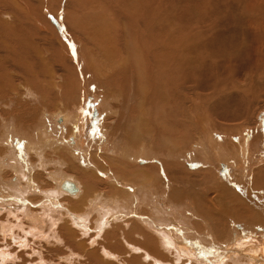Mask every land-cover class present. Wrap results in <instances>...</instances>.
<instances>
[{"label":"bare ground","instance_id":"obj_1","mask_svg":"<svg viewBox=\"0 0 264 264\" xmlns=\"http://www.w3.org/2000/svg\"><path fill=\"white\" fill-rule=\"evenodd\" d=\"M4 1L7 10L0 12L5 15L2 18L0 14V27H3L0 30L11 31L17 24L14 30L19 29L17 34L21 37L26 27L21 29L26 21L20 25L21 29L18 22H12L15 16L12 6H9L12 1ZM19 1L12 2L13 6L17 4L19 7L13 8L16 10L14 13L23 8L22 0ZM62 1L39 0L37 8L33 7L35 11L31 9L32 6L31 10L24 8L27 15L23 16V10L22 15L15 17L29 16L34 27L48 34L56 48L61 53L63 51V55L57 53V57L63 56V60L65 57L69 66L71 63L69 69H74L71 71L79 83L83 79L81 83L84 89H81V93L76 88L79 86L78 80L74 78L73 84L69 71L71 77L68 80H72L69 90L72 86L71 90L75 87L77 93H81L78 104L71 106L72 111L62 103L70 111L63 110L62 106L55 113L45 108L37 113V109L30 110L34 107L32 100L36 96L33 93L41 92L43 83H36L38 86L41 84V88L37 91L33 88L35 92L29 90L32 89L30 83L25 86L28 90H22L18 84L10 86L9 90L0 88V232H7L15 240L16 236L11 230L16 229L19 232L16 240L19 238L21 242L15 247L32 249L33 244L43 240L44 230L48 229L60 244L71 247L69 254L63 255L62 259L73 264L79 260L91 264L89 259H81L82 256L96 257L98 250L92 249L96 252L92 254V250L85 248L89 247L86 244L93 239L91 236L106 237L113 245L116 258L114 261L112 255L113 262L108 260V264H264V233L256 234L258 224L264 227V190L254 193L255 188H250L254 180L255 183L261 182L260 187L264 188V160L259 158L262 161L259 163L252 159L255 146H264L261 136L264 131L262 133L258 127V130L252 128L247 133L243 128L250 123L255 125L258 112L255 108L258 104L254 105L256 96L251 89H258V85L261 83L263 86L264 83L261 81L257 85L256 75L253 78L257 81L252 76L242 78L243 81L238 80L237 76L233 77L239 71L254 73L263 68L264 36L261 39L258 32L264 29V6L257 5L262 0H255L249 5V0H236L239 7L237 3L233 4L234 0H229L232 4L226 0H87L90 8L85 15L81 13L85 9L82 5V10H76L67 0V3L64 2L65 13L62 12L64 17L59 16L73 37L74 46L59 34L58 28L52 25L44 12L43 6L46 5L49 10L59 13V2ZM256 13L258 17L262 15L263 21L256 17ZM30 21L27 24L32 23ZM253 25L261 29H257L259 31L256 33L251 30ZM87 31L90 41L104 40L101 42L103 47L94 49L95 58H86L84 50L78 49L83 45L82 35ZM251 31L255 32L251 34L254 43H249ZM7 34L8 43L18 42L17 38L24 41L20 37L12 39L10 32ZM29 39L26 42L33 45L35 40L33 37ZM111 40H115V43L111 44ZM45 43L51 45L53 51L57 50L52 43ZM118 43L122 45L118 47ZM7 44L3 40L2 45L6 47ZM20 45L13 46L15 51ZM1 48L4 52L11 51L7 47L5 50ZM23 48L21 46V52L17 53L23 52L26 57L29 56L27 52L31 48L28 51ZM37 49L40 50L39 47ZM36 54L39 56L41 51L39 55ZM12 56L14 59L17 55ZM4 57L0 55V63H4L1 60ZM25 58L22 62L15 59L5 70L8 66V70H12L10 67L13 63L21 62L16 64L18 69L22 63L24 66V62L26 65L31 62L25 61ZM78 59L80 62H77ZM64 62L66 64V60L62 61V66ZM79 63L80 69L77 68ZM130 64H135V69L137 66L144 67V73H134L132 78V73H126V70L130 71ZM40 66L33 65L29 69L31 71ZM25 70L27 73L28 69L25 68L23 72ZM118 81L115 89L113 82ZM63 84L61 88L65 86ZM104 85L105 90L102 89ZM191 89L200 96L199 106L206 109L221 107L223 114L220 119L223 121L234 120L233 117L237 119L236 116H241L243 110L239 126L231 127L224 123L205 125L200 113L203 120H193L199 106L198 102L193 105L192 102L189 105L185 102V93H190ZM199 90H206L207 93ZM120 95H123L126 103L123 101L122 106L118 103ZM93 106L101 111L99 115L97 112L96 115L91 114ZM248 106L254 108L248 111ZM109 107L116 110L111 114V120L109 116L102 117ZM107 120L109 124L113 122L111 130L106 125ZM164 120L168 126L172 122L174 125L167 127ZM156 124L161 128L160 131L157 127L161 133L157 132L161 136L164 134L163 138L157 139L160 134H153L157 130L154 127ZM163 125H166L165 130ZM232 135L239 136L238 142L231 140ZM70 138L73 144L69 143ZM128 147L133 149L129 150ZM149 156L159 157L162 164H138L141 158L146 160ZM249 158L256 169L252 177L251 172L248 174L246 171L248 168L252 171ZM53 159L55 166L47 172L43 170L46 174L43 178L38 170L51 165ZM62 166L74 171V174L65 172ZM191 169H194L193 172ZM238 169H242L239 173L242 177L239 175L240 178H235V175L238 177ZM241 182H245V185L242 186ZM157 189L159 192H156ZM229 220L240 225L233 222L230 226ZM122 245L139 251L141 257H128L125 249L124 252L120 251L124 248ZM13 253L1 251L0 264H10L11 261H8ZM30 253L29 250L26 252L28 256ZM39 262L45 263L42 259ZM107 262L100 260L99 264Z\"/></svg>","mask_w":264,"mask_h":264},{"label":"rangeland","instance_id":"obj_2","mask_svg":"<svg viewBox=\"0 0 264 264\" xmlns=\"http://www.w3.org/2000/svg\"><path fill=\"white\" fill-rule=\"evenodd\" d=\"M0 1H2V3L4 4V5H2V4H0V12H6L5 10H7V8H5L6 7V3H5V1L4 0H0ZM13 3H14V0H11ZM16 1H18V3H20V1L19 0H16ZM27 1V0H26ZM25 0L23 1H21V2H23V3H21L22 5H23V8L21 7L20 9H19V12H17V13H19V15H17V13L15 12L14 13V11H16L15 9L18 7L17 6V4H15V6H13L14 4H12V2H10L9 3V6H12V13L15 15V16H20V15H22L23 13H22V11L24 10V14H23V16H26L27 14L25 13V9L26 8H28V9H30L31 8V6H32V8L31 9H33V7H35L36 6V8H37V4H38V1L39 0H30V1H28V2H26ZM67 0H63L62 2H59V5H60V10H59V13H56L55 11H52V10H49L48 8H46V5H44L43 6V8H44V12L46 13V15L48 16V18H49V20H50V22L52 23V25L55 27V28H58L57 30H58V32H59V34L60 35H63L62 37L63 38H66V41H68V43L70 42V45H72V46H74V44H75V41H73L72 39H73V37L71 36V34H70V32H68V28H67V26L65 25V23L64 22H61L62 21V15H63V17H64V14L62 13V12H64V9H65V3L64 2H66ZM83 1V2H82ZM225 1V0H224ZM226 1H228L229 2V0H226ZM231 1H233V0H231ZM229 2V4L231 3H233V4H238V7H239V3L236 1V0H234L233 2ZM236 1V2H235ZM242 1H245V0H242ZM248 0H246V2H247ZM253 1H255V0H249L247 3H248V5L249 4H252V3H254ZM260 2H261V0H259ZM259 1H256V2H259ZM259 2V3H260ZM1 3V2H0ZM31 3V5H29ZM49 4H51V2H48ZM48 3H47V5H48ZM67 3V2H66ZM76 3V4H75ZM227 3V2H226ZM12 4V5H11ZM25 4H26V6H25ZM45 4H46V2H45ZM69 5H71L72 7H74V9L76 8V10L77 9H79V10H82V6L86 9H83V11H81V13L83 14V12H84V15H85V13L87 14L88 12H89V8H90V5H88V4H90L89 3V1H87V0H69V3H68ZM80 4V5H79ZM263 4V5H262ZM28 5V6H27ZM52 6L54 5V4H51ZM82 5V6H81ZM200 5V4H199ZM227 5V4H226ZM257 5H260V6H264V2H263V0H262V2L260 3V4H257ZM5 6V7H4ZM55 6V5H54ZM86 6V7H85ZM237 6V5H236ZM13 8H15V9H13ZM19 8V7H18ZM25 8V9H24ZM36 8H34L35 10H36ZM59 8V7H58ZM5 9V10H4ZM22 9V10H21ZM30 9V10H31ZM33 9V10H34ZM237 9V8H236ZM29 10V11H30ZM34 10V11H35ZM72 10V9H71ZM18 11V10H17ZM46 11H48V12H46ZM52 11V12H51ZM60 13H62V14H60ZM65 13V12H64ZM0 14H2V13H0ZM28 14H29V12H28ZM56 16H55V15ZM259 14V13H258ZM59 15H61V16H59ZM261 15V14H260ZM259 15V16H260ZM3 16H5L4 14H2V18H4ZM14 16V19H16V20H12V22H18V26L20 27V25L22 24L23 25V23H24V25H23V27H22V29H21V27H20V29L21 30H23V28H24V26L26 27V28H24V30L22 31V36L20 37V35L18 36V32H19V27H17L16 29H18V31H16V30H14L15 29V27L17 26V24L15 25V27H13L14 25V23H12L11 25H13V26H11V27H13V28H11V31H4L3 30V32H2V30H0V32H2V33H9L10 32V34H12L14 31H16V33L14 32L13 34H12V39L14 38V37H20V39L21 40H24V41H20V40H18V38H17V41L18 42H13V41H11V42H7V41H9L7 38L8 37H6L5 35V33L4 34H1L0 33V38L2 37L3 39H0V45L2 46V47H5V46H3L2 45V43H3V40H6V44L8 43L9 45L13 42V46L14 45H20L21 43H23V44H21L20 46H19V49L17 50L16 49V51H15V48H13V46H12V44L9 46L8 44L6 45V47H7V49L8 50H10L11 49V51H13L12 53L14 54H12V53H10L9 51H7V52H9L10 54H12L11 56L12 57H14L15 56V54L17 55V56H15L14 57V59L13 58H11V56H9L10 54L8 53V54H6L7 52H4L3 50H0V53L2 52L3 53V55H2V53L0 54L1 55V57L3 56H5L4 57V59L3 58H1V60L4 62V63H0V65L1 64H5L4 66H2L4 69L2 70V67L0 66V68H1V70H0V88H3V89H6V90H9L10 89V86H12V85H14V84H18L20 87H22L21 89L22 90H25V88H26V90H28L29 88L28 87H25L26 85H27V83H30V85H31V87L30 88H32V89H29L30 91L32 90L33 91V88H34V90L35 91H37V90H40L39 88H41V84H40V86H38V84L39 83H43L42 84V86H43V88H42V90H40L41 92H39V91H37V93L35 92V91H33V92H35V94L33 93V96L34 95H36V96H34V98H33V104H34V107H32V109H30V110H33V108L34 109H37L36 111H37V113H38V110L39 109H43V108H45L48 112H54L55 113V111L56 110H58V109H62V106H63V110H67V111H72L73 110V108L71 107V106H73L74 107V104L75 105H77L78 103L77 102H79L80 101V95H81V93H82V91H81V89L83 90L84 89V85L82 86V84L83 83H81V82H83V79H81V85H80V83H79V80L77 79V77L76 76H74L75 75V73H74V75H73V73H72V67H71V70L69 69V67L70 66H72L71 65V63H70V66H69V62H68V60L64 57V60H66V64H65V62H64V66H62V61H64L63 60V56H60V57H57V53L59 54V53H61L57 48H56V45H54L53 43H52V41H51V39L49 38V36H48V34H46L43 30H40L37 26H35L36 27V30H35V27L32 25L33 24V22H32V20L30 19V17L29 16H27V17H24L25 19L27 18V20H25L23 17H21V18H17V17H15ZM59 16V17H58ZM0 17H1V15H0ZM256 17L257 18H259L260 19V21H263L262 19H261V17H262V15H261V17H258L257 16V13H256ZM23 18V20L21 21L20 19H22ZM20 20L21 22H19L18 20ZM28 19H30L29 21L30 22H32V23H28L27 24V22H29L28 21ZM61 19V20H60ZM24 21V22H23ZM259 21V20H258ZM260 21H259V23H260ZM1 22V21H0ZM2 23V22H1ZM0 23V24H1ZM20 23V24H19ZM2 25V24H1ZM21 25V26H22ZM28 25V26H27ZM55 25H57V26H55ZM34 28H33V27ZM254 26V28H251V30L253 31H255L256 33L261 29V28H257L258 26L257 25H253ZM3 27L1 26L0 27V29H2ZM33 28V30H31ZM64 28V29H63ZM256 28V29H255ZM26 29V30H25ZM257 29H259V30H257ZM31 30V31H30ZM263 30V31H262ZM24 31H26V32H24ZM33 31H37L36 33L37 34H35V32H33ZM39 31H41L40 33L41 34H39ZM251 31V32H252ZM21 32V31H20ZM23 32L25 33V34H23ZM30 32H31V34L33 35V34H35V35H31L30 34ZM33 32V33H32ZM255 32H252V33H250V38H251V41L249 42V43H254L253 41H252V36H251V34H254ZM262 32V33H261ZM44 33V34H43ZM89 33V31H87L86 32V34L84 33L83 35H82V37H84V38H82L81 39V41H82V44L83 45H80L79 46V48L78 49H81V50H84V53H85V55H86V58H91V57H93V58H95V54H94V49H96V48H100V47H103V44L101 43V42H103L104 40H100V39H94L93 40V38H92V40L94 41V42H92V41H90L91 39L90 38H88V34ZM260 35H261V39H263V33H264V29H261V31L260 32H258ZM27 34H29V35H31L32 37H33V39L35 40V41H37L38 43H35V41H34V44L32 45V42H31V44L30 43H27L26 41H28V39L29 38H32V37H30V36H28ZM2 35V36H1ZM17 35V36H16ZM37 35H40V36H43V35H47V36H43L44 37V39H43V37H40V36H37ZM70 35V36H69ZM85 35H86V37H85ZM7 36H11V35H8L7 34ZM27 36H28V38H27ZM34 36H36V37H34ZM68 36V37H67ZM38 37V38H37ZM46 37H48V38H46ZM69 37H71V38H69ZM90 37V36H89ZM25 38V39H24ZM40 38H41V40H40ZM33 39H31L32 41H33ZM39 39V40H38ZM45 39H47V40H45ZM1 40H2V43H1ZM30 40V39H29ZM42 40H44V41H42ZM264 40V39H263ZM262 40V41H263ZM45 41H47V43H52V46L54 45V47H55V49H57L56 51H53L54 49H52V47H51V45H48L47 46V44L45 43ZM101 44H99L98 42ZM20 42V43H19ZM29 42V41H28ZM39 42H40V44H39ZM91 42V43H90ZM261 42V41H260ZM264 42V41H263ZM262 42V43H263ZM18 43V44H17ZM42 43L44 44V45H42ZM115 43V40H111V44H114ZM25 44V46H24V48H23V45ZM26 44H29V46L28 45H26ZM36 45H39L38 47H39V49H40V46L42 45L43 47H41V49L39 50V51H37L38 49V47H36ZM120 45H122L121 43H118L117 44V46L119 47ZM21 46H22V48L24 49V51H28L30 48H31V50L30 51H28L27 52V54H29V56L27 55V57H26V55L24 54L23 56H25L24 58H25V61L27 60L28 62H30L29 60H31V62L30 63H28L27 65H26V62H24L25 63V65L28 67H25V65L23 66V63H22V66L21 65H19V67H18V69L16 68L18 65H16V64H21V62H22V59H24L23 58V56H22V59H20L21 58V54L22 53H19V52H21ZM27 46H28V49H27ZM31 46H33V47H31ZM6 47L5 48H1V49H6ZM9 47V48H8ZM18 47V46H17ZM16 47V48H17ZM53 47V48H54ZM84 47H87L86 49H84ZM14 50H13V49ZM27 50H26V49ZM37 49V50H36ZM42 49H44V51L42 52ZM143 48H141V50H142ZM69 50V49H68ZM14 51H15V53H14ZM17 51H19L18 53H19V57H18V53H17ZM23 51V50H22ZM35 51V52H34ZM40 51H41V54L39 55V53H40ZM137 52H139V53H141L140 51H139V49H137L136 50ZM54 52V53H53ZM6 55H5V54ZM26 53V52H25ZM36 53H38V55L39 56H37V54ZM56 53V54H55ZM62 53H63V51H62ZM61 53V55H63ZM36 54V55H35ZM142 54V53H141ZM144 54H145V52H144ZM42 55V56H41ZM60 55V54H59ZM89 56V57H88ZM143 55H141V57H142ZM244 55H242L241 57H243ZM7 57H8V60H7ZM60 58V60H61V62L60 61H58V59ZM55 58H56V60H55ZM6 59V60H5ZM15 59H17L16 61H21L20 63H13V64H15V65H13L12 64V66L10 67V68H12V70L10 69V70H8V67L10 66V64L12 63V62H15L14 60ZM39 60H42V61H40L39 62ZM80 59H78V61L77 62H80L79 61ZM45 61V63L47 62V63H49V64H47V68H46V64H44V63H42V62H44ZM57 61V62H56ZM263 61V60H262ZM261 61V62H262ZM68 62V63H67ZM76 62V63H77ZM38 63H42V64H40V65H37ZM75 63V62H74ZM9 64V66L7 67V70H5L6 69V66ZM264 64V62L262 63V65ZM33 65L34 66H40V68H38L39 69V71H38V69H36L35 67H34V72H33V70H31L30 71V67L32 66L33 67ZM65 65L67 66V68H68V70H67V68H65ZM14 66H15V68H14ZM50 66V67H49ZM135 64H130V67L128 68L130 71H128V70H126V73L128 72V73H132V74H130L131 76H132V78H134V73H144L142 70V68H144V67H139V66H137V68L135 69ZM22 67H23V70H22ZM26 69H28L27 71V73H26V70H25V72H23L24 71V69L25 68ZM63 67V68H62ZM30 68V69H29ZM77 68H81L80 67V63L77 65ZM14 69H15V72H14ZM5 70V71H4ZM41 70V71H40ZM42 70H44V71H42ZM46 70V71H45ZM74 70V69H73ZM141 70V71H140ZM38 71V72H37ZM50 71H52V73H50ZM67 71V72H66ZM69 71L72 73V77H71V74H69ZM10 72V73H9ZM14 72V73H13ZM22 72V73H21ZM42 72V73H41ZM74 72V71H73ZM255 72H257V74L255 73ZM262 72L264 73V65H263V68H261V70H255L254 71V73H242V71H239V73H234L235 75H233V77L235 78V76H237V79L238 80H241V81H243L242 80V78L244 79V78H247V77H250V76H252V78L254 77V75H256L255 77L258 79V81L256 80V78H253L254 80H256L257 81V85H258V83H260L261 81H262V83H264V74H262ZM220 74H225L226 75V73H220ZM9 75V76H8ZM129 75V76H130ZM228 75V74H227ZM257 75H259V76H257ZM80 76V75H79ZM240 76V77H239ZM68 77V78H67ZM70 77L71 78H73V80H74V78H75V80L77 79L78 81H77V83L79 84V86L81 87H76L78 90L80 89V92L79 93H77L78 92V90H76V88L74 87V85H73V87L75 88H73L72 90H71V88H72V86H71V88H70V90H69V86L71 85V84H69V83H72V80H68V79H70ZM259 77V78H258ZM13 78V79H12ZM15 78V79H14ZM234 78H232L231 80H233ZM12 80V81H11ZM66 80H68V81H66ZM75 80H74V83L73 84H75ZM12 82H13V84H12ZM38 82V84H36ZM49 82V83H48ZM51 83V84H50ZM64 83V84H63ZM66 83V84H65ZM113 83H115L114 84V86H115V89H116V85H118L119 84V81H118V83H116V82H113ZM121 83V82H120ZM32 84H33V86H32ZM50 84V85H49ZM63 84V86L64 87H66V89L63 87V88H61L62 85ZM78 84H76V85H78ZM110 84V83H109ZM108 84V85H109ZM45 85V86H44ZM50 87H49V86ZM23 86H24V88H23ZM28 86V85H27ZM114 86H108V87H114ZM260 88H258L257 89V87L255 88V90H252L251 89V91H254V94H255V96H256V98L254 99V101H255V106L258 104V106H256V110L258 111V112H256V118H255V125L254 126H252V124L250 123V124H247L248 125V127L247 126H244L243 128L245 129V132H251L252 131V128L254 129V128H257V130L260 128V130L262 131V133H263V131H264V84H263V86L261 85V83L258 85ZM45 87V88H44ZM94 86H92V88H93ZM263 87V88H262ZM44 89H46V90H44ZM60 89H64V90H62V92L60 91L59 92V90ZM102 89L103 90H105L106 89V85H104L103 87H102ZM101 89V90H102ZM123 89V88H122ZM53 90H55V93H54V91ZM57 90H58V92H57ZM67 90H69L70 92H68L67 93ZM74 90H76V91H74ZM102 90V91H103ZM194 92V90L193 89H191L190 90V93H185L186 94V100H185V102H186V104L188 103V105L189 104H191V102H192V105H193V103H196L197 104V102H198V106L200 105V103H201V99H198V98H200V96H198L197 95V93H193ZM57 92V93H56ZM72 92H74V94L77 96L75 99H74V94L72 93ZM199 92H203V93H207V91L206 90H204V91H201V90H199ZM257 92V93H256ZM67 95V94H73L72 96L69 94V95H67L66 97H65V94ZM193 93V94H192ZM55 94V95H54ZM191 95H193V97L191 96ZM258 95V96H257ZM42 96H46V101L42 98ZM121 97H120V99H119V101H118V103L120 104L119 106H122V103H123V99L122 98H124L123 97V95H120ZM188 96V97H187ZM190 96V97H189ZM38 98V99H35V98ZM98 97H100V96H98ZM34 99H35V101H34ZM91 99V98H90ZM132 99V98H131ZM187 99H189V100H187ZM193 99V100H192ZM68 100V101H67ZM79 100V101H78ZM75 101V102H74ZM256 101H257V103H256ZM35 102V103H34ZM38 104H37V103ZM43 102V103H42ZM90 102V101H89ZM46 103V104H45ZM66 104L67 106H69V107H67L66 105L64 106L63 104ZM100 102H98V104H99ZM124 103H125V101H124ZM37 104V105H36ZM40 104V105H39ZM126 104V103H125ZM253 104H252V106H253ZM97 105V102L95 103V106ZM130 105H131V103H130ZM59 106H61V108L59 107ZM95 106H93L92 107V112H91V114L92 115H96V113L95 112H97V114L99 115L100 113H101V111L100 110H97V107H95ZM252 106H248V107H246L247 108V110L248 111H250V110H252L254 107H252ZM65 107H67V108H71L70 110L69 109H67V108H65ZM94 107H95V109H94ZM201 106H199V108H200ZM252 107V109H250ZM259 107V108H258ZM131 108V107H130ZM198 107H197V109H196V111L194 112L195 113V115H193V120H196L197 118H198V120L199 121H202L203 119H204V121L202 122L203 124H205V125H209V124H218L219 125V123H224L225 125L226 124H228L229 126H235V127H237V125L239 126V123H241V121H242V114H243V110H242V112H241V116H236L237 117V119H235V117H233L234 118V120L232 119H228V120H222V118L220 119V116H222V112H223V109L221 108V110H219L220 108L219 107H215V106H213V107H211V108H205V106H202L200 109H199ZM219 110H217V109ZM44 109V110H45ZM115 109V108H114ZM113 109V107H109V109L107 110V112L105 111V109H104V111H105V113L103 112L102 113V117L104 118V117H106V118H108V116H109V118L111 117V114L112 113H114L116 110H114ZM132 109H137V108H135V107H132ZM206 111V113L204 112V110ZM214 109V110H213ZM113 110V111H112ZM118 110L120 111V107L118 108ZM151 110V112L152 113H154V110H152V109H150ZM203 112H202V111ZM40 111V110H39ZM98 111H99V113H98ZM209 111V112H208ZM216 111V112H215ZM133 112H136V111H133ZM133 112H131V113H133ZM197 112V113H196ZM210 112H212V113H210ZM215 112V113H214ZM220 114L219 116H218V113ZM253 112V111H252ZM37 113L35 114V116L37 115ZM201 114V116L203 117V119H202V117H200V114ZM203 113V114H202ZM212 114V115H211ZM217 114V115H216ZM210 116V117H207V116ZM197 116V117H196ZM213 116V117H212ZM205 117V118H204ZM217 119H216V118ZM210 118V119H209ZM213 118V119H212ZM251 118H252V114H251ZM250 118V119H251ZM112 118H110L109 120H111ZM212 119V120H211ZM215 119V120H214ZM220 119V120H219ZM219 120V121H218ZM113 121V120H112ZM197 121V120H196ZM211 122V123H209V122ZM234 121V122H233ZM153 122V121H152ZM160 122V121H159ZM164 122H166V125H167V127H169V126H173L174 125V122H172V123H169V126H168V122L167 121H165L164 120ZM195 122V121H194ZM207 122V123H206ZM102 123H103V121H102ZM113 123V122H112ZM112 123H110L109 124V121L107 120V123H106V125L108 126V128L111 130L112 129V127H113V124ZM232 123H234V124H232ZM236 124V125H235ZM166 125H163L162 127L164 128V130H165V126ZM154 127L157 129V124H156V126L154 125ZM259 127V128H258ZM158 128H160V127H158ZM162 128V129H163ZM242 128V129H243ZM109 130V131H110ZM163 130V131H164ZM71 131V130H70ZM158 131V129L155 131L154 130V132H153V134H156V135H159L161 132V128H160V131H158V132H160V133H158L157 132ZM162 131V132H163ZM261 133V134H262ZM164 134H162V136H163ZM161 134L157 137V139H160L161 137ZM262 136V139L264 140V134L263 135H261ZM153 137L155 138L156 136L155 135H153ZM164 137V136H163ZM162 137V138H163ZM239 136L238 135H232V138H231V140H233L234 142H238V138ZM71 139L72 138H70V140H69V143L70 144H73V142H71ZM156 139V138H155ZM131 145H133V142H132V144ZM136 146V145H135ZM130 147V146H129ZM129 147H128V149H129ZM212 147V146H211ZM259 147H261V148H259ZM148 148V147H147ZM212 148H214V146L212 147ZM211 148V149H212ZM216 148V147H215ZM214 148V149H215ZM264 146H255V148H254V150H253V152H252V155L254 154V155H256V159H254L255 158V156L253 155L252 156V159H253V161L254 160H256L255 162H258V161H260L259 163H261L263 160H264V152L262 153V151H264ZM131 149H133V147L132 148H130L129 150H131ZM214 149H212V150H214ZM261 149H263V150H261ZM257 151V152H256ZM261 152V153H259V152ZM255 152V153H254ZM212 153H213V151H212ZM212 155H214V154H212ZM151 156H149L148 158H146V160L145 159H143V158H141L142 160H140V161H138V164H156V165H160V164H162V162H161V160H160V158L159 157H156V156H152L151 158H150ZM153 157H154V159H153ZM50 158V157H49ZM157 158V159H156ZM159 158V159H158ZM258 158V159H257ZM262 160V158H263V160L261 161L260 159ZM50 159H52V158H50ZM150 159V160H149ZM252 159L251 158H249V160L252 162V164L250 165L251 167H252V171H250L251 170V168L249 169L248 168V170H246V171H248V174L251 172V177H252V172L254 171V170H256V169H254L253 168V166H255L254 165V162L252 161ZM145 160V161H144ZM155 160V161H154ZM159 160V161H158ZM49 161H51V160H49ZM149 161H151V162H149ZM146 162V163H145ZM51 163V165L49 164L46 168H44V169H42V170H38L39 171V173L42 175V177L43 178H45V176H43V175H46L45 174V172L44 171H49L50 169H52L55 165H54V163H55V161H54V159L52 160V162H50ZM263 163H264V161H263ZM66 166V165H65ZM65 166H62V168H63V170L65 171V172H67V173H70V174H74V171H72V170H69L68 171V168L67 167H65ZM65 167V168H64ZM258 167V166H257ZM256 167V168H257ZM260 167V166H259ZM61 168V169H62ZM36 170V171H37ZM44 170V171H43ZM67 170V171H66ZM194 170V169H193ZM193 170L191 169V171L193 172ZM240 170H242V169H238V177H237V175H235L236 177L235 178H240L239 177V175L241 174V171ZM42 172H44L43 174H42ZM240 173V174H239ZM200 176H201V174H200ZM199 176V177H200ZM241 177H242V175H240ZM248 176V175H247ZM76 177H78V175H76ZM163 179V178H162ZM205 179V178H204ZM206 180V179H205ZM160 181H162V180H160ZM241 181H244L242 178H241ZM242 183V182H241ZM250 183V182H249ZM43 184V183H42ZM254 184V185H253ZM255 184L256 185H258V186H255ZM243 185H245V182L244 183H242V186ZM250 185V184H249ZM253 185V186H252ZM252 185L250 186V188L251 187H254L255 188V190L253 189V188H251L252 190H254V193L255 192H257V193H259V191H261V190H264V188L263 187H260V186H262V184H261V182H257V183H255V180L253 181V183H252ZM163 187V186H162ZM260 187V188H259ZM159 189V188H158ZM158 189L156 190V192L158 191ZM161 190V189H160ZM159 192V191H158ZM251 192V191H250ZM249 192V193H250ZM249 195V194H248ZM253 197V196H252ZM244 199V198H243ZM245 200V199H244ZM248 201H249V198L247 199ZM246 201V200H245ZM1 219V218H0ZM3 220V219H2ZM234 222V224H236V225H240L239 223H237V222H235V221H233ZM232 221H230L229 220V225L231 226V223H233ZM258 226H259V228L257 227L256 228V234H257V232L258 233H264V227L262 226V224H258ZM11 229V228H10ZM10 229H9V231H10ZM254 230H255V227H254ZM11 231H13L12 233L14 234V236H16V237H14V238H16L17 239V237L19 236L18 234H19V232H17L16 231V229H12ZM45 231H47V232H45ZM0 234H2L1 232H0ZM3 234L5 235V236H3ZM3 234L0 236V238H1V240H0V252L1 251H3V252H5V251H9V252H15V253H13L14 254V256H13V254H12V256L10 255V257H11V259L8 261V262H10L11 261V263L10 264H25L26 262H29L30 264H31V262L34 264V262H38V263H36V264H41L39 261H40V259H42L43 261H45V263L44 264H46V262L48 261V263L47 264H73L72 262H68L67 260H65V259H62V256L63 255H65V254H69V251L71 250V247L69 248V247H65V246H63L62 244H60L59 243V241H58V239L56 238V240H55V238H54V236L51 234V232L50 231H48V229H46V230H44V233H43V236H44V234H45V237L43 238V240H37L36 238H34L33 236H30V238L31 239H33L34 241H38L39 243H36V244H33V247H32V249H29V248H22V249H20V248H16L15 246L16 245H18L19 243L18 242H21V241H19V238H18V240H12V236L11 237H9L8 236V233L7 232H5L4 233V231H3ZM12 234V235H13ZM50 235V236H49ZM28 236H29V234H28ZM91 238H93L92 240H90L89 241V243H87L86 245H88L89 247H87V246H85V248H86V250L87 251H90V250H95L96 252H97V250H98V252L100 253V260H102V263H106L108 260V262H113V260H114V258H116V251H114V250H112L114 247H112L110 244H109V241L106 239V237H104L103 238V236H100V237H92L91 236ZM263 238H264V236H263ZM4 240V241H3ZM107 240V241H106ZM6 241V242H5ZM96 241H97V243H96ZM99 241H100V243H99ZM101 241H103V242H101ZM15 242V243H14ZM2 243V244H1ZM44 246V248L42 249L41 248V244ZM98 243H99V245L100 246H98ZM104 243V244H103ZM108 243V244H107ZM97 244V245H96ZM96 245V246H95ZM102 245V246H101ZM105 245H109L108 247L111 249H109L107 246V248L108 249H106V247H105ZM32 246V245H31ZM93 246V247H92ZM124 248L123 249H120V251L122 250V252H124V249H125V251H126V253L128 254V257H132V256H135V258H140L141 257V254L139 253V251H135V250H133V249H131L128 245H122ZM4 247V248H3ZM14 247L16 248L15 250H14ZM38 247L40 248V249H38ZM99 247V248H98ZM105 247V248H104ZM112 247V248H111ZM63 248V249H62ZM87 248H89V249H87ZM104 248V249H103ZM58 249V250H57ZM5 250V251H4ZM30 251L31 253H32V255H31V253L29 254V256L26 254V252L27 251ZM41 250V251H40ZM92 250V251H93ZM106 250L107 251H109V252H107L106 253ZM19 251H21V252H24V253H19ZM43 251V252H42ZM95 251H93L92 252V254H96V252ZM112 251V252H111ZM135 251V252H134ZM40 252V253H39ZM73 252H75V253H77L78 254V252H76V251H73ZM97 252V255H96V257H91V255H89V257H91V258H88V257H84V256H82V258L81 259H89L88 261H90V263L91 264H96V262L97 261H99L100 262V260H98V258L97 257H99L98 255H99V253ZM129 252V253H128ZM113 253V254H112ZM105 254V255H104ZM108 254V255H107ZM139 254V255H138ZM16 255V256H15ZM112 255H113V260H112ZM115 256V257H114ZM19 257V258H18ZM105 257V258H104ZM106 257H107V259H106ZM110 257V258H109ZM118 257H119V255H118ZM91 259V260H90ZM26 260V261H25ZM96 260V261H95ZM118 260V262H119V258L117 259ZM93 261V262H92ZM94 261H95V263H94ZM115 261V260H114ZM99 262H97V264H99ZM108 262H107V264H108ZM85 264V263H83V261H81V260H79L78 262H75L74 261V264ZM43 264V263H42ZM112 264H115V263H112Z\"/></svg>","mask_w":264,"mask_h":264},{"label":"water","instance_id":"obj_3","mask_svg":"<svg viewBox=\"0 0 264 264\" xmlns=\"http://www.w3.org/2000/svg\"><path fill=\"white\" fill-rule=\"evenodd\" d=\"M70 190V189H69Z\"/></svg>","mask_w":264,"mask_h":264}]
</instances>
